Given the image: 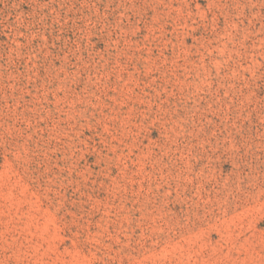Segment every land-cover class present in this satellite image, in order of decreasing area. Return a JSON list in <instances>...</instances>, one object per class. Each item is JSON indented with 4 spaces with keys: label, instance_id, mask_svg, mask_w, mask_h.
I'll return each mask as SVG.
<instances>
[{
    "label": "rangeland",
    "instance_id": "obj_1",
    "mask_svg": "<svg viewBox=\"0 0 264 264\" xmlns=\"http://www.w3.org/2000/svg\"><path fill=\"white\" fill-rule=\"evenodd\" d=\"M0 264H264V0H0Z\"/></svg>",
    "mask_w": 264,
    "mask_h": 264
}]
</instances>
